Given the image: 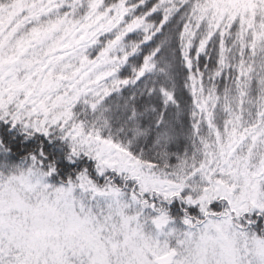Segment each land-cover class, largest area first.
Here are the masks:
<instances>
[{"label":"snow or ice","instance_id":"obj_1","mask_svg":"<svg viewBox=\"0 0 264 264\" xmlns=\"http://www.w3.org/2000/svg\"><path fill=\"white\" fill-rule=\"evenodd\" d=\"M0 264H264V0H0Z\"/></svg>","mask_w":264,"mask_h":264}]
</instances>
